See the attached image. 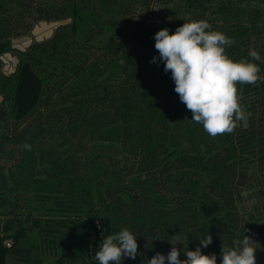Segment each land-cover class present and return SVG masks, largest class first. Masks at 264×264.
<instances>
[{
	"label": "trees",
	"instance_id": "trees-1",
	"mask_svg": "<svg viewBox=\"0 0 264 264\" xmlns=\"http://www.w3.org/2000/svg\"><path fill=\"white\" fill-rule=\"evenodd\" d=\"M238 1L42 0L35 7L33 0H0V59L8 53L18 57L12 74L0 72V153L15 145L24 156L21 180L8 176L0 162V208H9L4 192L37 187L36 172L43 169L48 182L56 183L49 196L55 209L74 213L42 220L11 211L0 226V264L9 257L31 258L34 245L24 246L27 222L49 247L57 241L50 235L72 226L69 238L79 235L69 251L82 260L96 261L102 240L126 227L137 236L140 253L125 258L130 264H144L157 252L167 255L168 240L177 234L185 250L187 245L195 250L208 233L213 243L202 252L215 253L217 264L221 245L232 246L243 235L258 242L257 264H264V188L250 221L239 209L248 182H264V83L238 85L241 103L252 113L248 126L241 122L232 134L213 138L191 120L163 62L150 63L159 57L155 33L163 28L174 33L193 19L207 20L211 30L235 41L226 49L233 60H251L250 49L264 57V8ZM25 15L67 23L49 40L18 51L12 39L22 35ZM252 62L264 76V64ZM100 143L116 146L129 159L146 179L149 200L114 174L102 182L82 172L81 153L87 144ZM107 173L103 170L105 178ZM161 179L172 186L174 201L150 192ZM77 248L82 252L74 256ZM180 258L186 259L183 251Z\"/></svg>",
	"mask_w": 264,
	"mask_h": 264
},
{
	"label": "clouds",
	"instance_id": "clouds-1",
	"mask_svg": "<svg viewBox=\"0 0 264 264\" xmlns=\"http://www.w3.org/2000/svg\"><path fill=\"white\" fill-rule=\"evenodd\" d=\"M211 28L207 20L193 19L177 27L174 33L168 28L159 30L154 35L159 57H153L150 63L163 62L165 73H171L175 93L192 113L191 120L214 138L232 134L239 123L251 117L252 113L241 103L238 85L264 83L259 64L252 62L264 64V57L250 49L251 60H233L226 49L235 41ZM24 147L30 150L29 145ZM199 241L195 250H189L188 245L185 250L179 235H174L168 240L172 247L167 255L157 252L151 259L146 258L144 264H217L215 253L202 252L213 243L212 235L208 233ZM257 243L252 236L243 235L232 246L221 245L220 264H257ZM138 248L137 236L125 227L102 240L95 260L98 264H123L125 258L136 259L140 255ZM181 251L186 259L180 258Z\"/></svg>",
	"mask_w": 264,
	"mask_h": 264
},
{
	"label": "rangeland",
	"instance_id": "rangeland-1",
	"mask_svg": "<svg viewBox=\"0 0 264 264\" xmlns=\"http://www.w3.org/2000/svg\"><path fill=\"white\" fill-rule=\"evenodd\" d=\"M39 1L42 0H33L35 7L38 4L42 5ZM238 2H241L250 8H264V5L258 3V0H239ZM66 23L67 21H36L33 20V15H25L22 20V35L14 37L12 39L13 41L11 40L13 43L12 46H14L13 49L24 51L33 42L47 41L50 39L52 34L55 33L54 30L56 27L59 25H65ZM260 44V48L264 49V37ZM17 63V55L14 53H8L7 55L3 56V59H0V72L4 75L12 74L15 71ZM2 100L3 99L0 96V105ZM248 121L249 118L243 122L244 125L248 126ZM81 155L82 157L84 156L83 160L86 161L83 164V173L92 177H94V174H97L99 177H102L100 178V181L102 182L103 180L109 182L110 180L114 179V177H112V174H114L116 177H118L117 181H120L121 184L127 183V186L132 185V192L142 193L146 195V199L149 200L150 193L147 192L148 187L146 185V179L135 172L134 165L119 151L116 146H112L107 143H100L96 144L95 146L87 144V149L85 152L81 153ZM23 157L24 156L20 153L18 147L15 145L7 146L5 150L0 153V162L4 165L5 172L8 174V176L13 174L20 180L22 179L21 171L19 170L18 166ZM109 159H111L112 164H109ZM38 170H40V173L36 172V174L39 176H37L35 180L37 187L30 185L27 189L25 184L19 187H14L15 190L12 194L8 191L4 192L3 195L6 197V199H8L10 204L7 211L0 208V226L6 219H8L9 213L13 210H16L17 214L19 215L31 214L37 219L42 220H45L48 217L58 219L60 217L66 218V216H70L73 218L74 213H60V211L55 209L56 205L49 199V196H52V193H55L53 192V189H55L56 183L48 182L52 181V179H47L49 177L44 174L43 169ZM103 170L105 172L108 171L106 178L103 176ZM252 172L253 167L249 170V173ZM194 179L198 180L197 178ZM38 181H44L46 183H38ZM247 185V188L242 191V196L239 202V209L241 215L244 216L246 223L250 221L251 216L257 211V207L260 204L258 201L260 187L264 188V182L260 184L261 186L258 184H253L251 186V183L249 182ZM10 186H13L12 181H10ZM38 186H42L43 188L39 190ZM171 188L172 186L167 180L161 179V181H159L156 186L150 189V192L155 191L157 196L161 195L163 199H168V201L171 202L175 200H173L174 196L171 193ZM85 216V214L81 215V217ZM30 225L31 223L27 222L26 227L29 231V235L28 238L24 240V246L28 247L29 249L32 247V245H34V251L31 255V258L28 259L27 262H22L19 259L9 257L7 259V264H98V261H91L87 259H84V261L80 258H72V253L69 251V247L74 245L73 242L75 239L77 240V235H79L77 234L74 236V238H69V232L73 229L72 226L66 225L65 229L63 228L64 233H55V235H50L51 237L56 238L57 241L55 242L54 247H49L47 241L43 242L42 236L38 234L37 230L31 229ZM11 243H13V241H11ZM256 248L259 250L258 244H256ZM81 252L82 251L80 248L75 249L74 256H78ZM123 264H130V262L124 259Z\"/></svg>",
	"mask_w": 264,
	"mask_h": 264
},
{
	"label": "water",
	"instance_id": "water-1",
	"mask_svg": "<svg viewBox=\"0 0 264 264\" xmlns=\"http://www.w3.org/2000/svg\"><path fill=\"white\" fill-rule=\"evenodd\" d=\"M61 26H62V25H59L58 27H56V29L54 30V32H55L59 27H61ZM53 34H54V33H53ZM53 34H52V36H53ZM52 36H51V37H52ZM51 37H50V38H51ZM6 55H7V54H6ZM4 56H5V55H4ZM1 59H3V57H1ZM16 66H17V65H16ZM15 69H16V68H15Z\"/></svg>",
	"mask_w": 264,
	"mask_h": 264
},
{
	"label": "built area",
	"instance_id": "built-area-1",
	"mask_svg": "<svg viewBox=\"0 0 264 264\" xmlns=\"http://www.w3.org/2000/svg\"><path fill=\"white\" fill-rule=\"evenodd\" d=\"M7 246L10 247V243H7Z\"/></svg>",
	"mask_w": 264,
	"mask_h": 264
}]
</instances>
